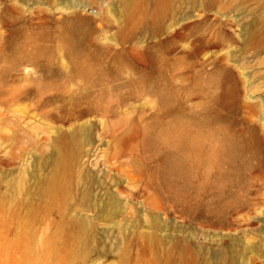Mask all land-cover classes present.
I'll return each mask as SVG.
<instances>
[{
  "label": "rangeland",
  "instance_id": "374dc122",
  "mask_svg": "<svg viewBox=\"0 0 264 264\" xmlns=\"http://www.w3.org/2000/svg\"><path fill=\"white\" fill-rule=\"evenodd\" d=\"M0 264H264V0H0Z\"/></svg>",
  "mask_w": 264,
  "mask_h": 264
},
{
  "label": "bare ground",
  "instance_id": "6f19581e",
  "mask_svg": "<svg viewBox=\"0 0 264 264\" xmlns=\"http://www.w3.org/2000/svg\"><path fill=\"white\" fill-rule=\"evenodd\" d=\"M176 138L179 139V140H185L187 138V136L185 135L184 132H179V133H177V137Z\"/></svg>",
  "mask_w": 264,
  "mask_h": 264
}]
</instances>
